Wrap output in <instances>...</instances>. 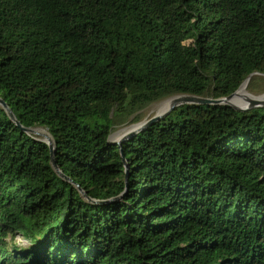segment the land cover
Returning <instances> with one entry per match:
<instances>
[{
    "label": "trees",
    "instance_id": "1",
    "mask_svg": "<svg viewBox=\"0 0 264 264\" xmlns=\"http://www.w3.org/2000/svg\"><path fill=\"white\" fill-rule=\"evenodd\" d=\"M253 73L264 0H0V101L63 176L0 105V264H264V107L186 103L110 140Z\"/></svg>",
    "mask_w": 264,
    "mask_h": 264
},
{
    "label": "rangeland",
    "instance_id": "2",
    "mask_svg": "<svg viewBox=\"0 0 264 264\" xmlns=\"http://www.w3.org/2000/svg\"><path fill=\"white\" fill-rule=\"evenodd\" d=\"M246 93L253 97H262L264 96V75L256 74L253 75L250 80L247 82L246 85ZM174 97H170L167 99H163L157 102H154L153 104L149 105L142 111H140L137 114L138 121L137 122H128L122 126L116 127L113 129L110 135V140L112 142L117 143L120 139H122L124 136L135 132L139 130L144 124H146L149 120L162 115L170 106L171 101ZM238 104L235 105L231 103L233 106L236 107H248L250 106L249 99L244 96H238L237 97ZM239 103L243 104L245 103L246 106H240ZM165 105L166 108H165ZM33 132L29 133L31 136L36 138L38 141L41 142H47V139L45 137V133L48 135L47 131L43 128H32ZM49 136V135H48ZM50 137V136H49ZM19 244L21 246H25L26 244L19 240Z\"/></svg>",
    "mask_w": 264,
    "mask_h": 264
},
{
    "label": "water",
    "instance_id": "3",
    "mask_svg": "<svg viewBox=\"0 0 264 264\" xmlns=\"http://www.w3.org/2000/svg\"><path fill=\"white\" fill-rule=\"evenodd\" d=\"M257 73H253V74H250L245 80L243 83L245 82H248L250 80V78L253 76V75H256ZM262 75V74H261ZM242 83V84H243ZM241 84V85H242ZM240 85V86H241ZM240 88V87H239ZM238 88V89H239ZM238 89L231 93L230 95H228L227 97L225 98H221V99H215V100H211V99H205V98H200V97H195V96H191V95H177V96H174L173 100L171 101V104L169 106V108L160 116H157L151 120H149L146 124H144L139 130H142L143 127L147 126L148 124H151L153 122H157L161 119H163L165 117V115L170 112L171 110H173L175 107L179 106V105H183V104H186V103H199L201 105H209V104H213V105H217V106H220V105H223V106H228V107H231L232 109L238 111V112H245L249 109H252V108H257V107H264V100H257V99H249V102H250V106L248 107H236V106H233L231 103H230V99H232L235 95H236V92L238 91ZM0 105L3 107V109H5L9 115V117L11 118V120L15 123L16 126H18L21 131L23 132H26V133H32L33 131L29 128H23L19 125V123L15 120V118L13 117V115L11 114V112L9 111V109L5 106V104L3 102L0 101ZM138 131V130H137ZM120 140L117 142V144H119ZM49 148V154H50V159H51V165L54 169V171L60 175L61 177H63L61 175V173L59 172V170L57 169L56 165L54 164V158H53V142L51 140V138L49 137V140H47V142H45ZM125 171L127 172V168H125ZM66 179V178H65ZM67 180V179H66ZM69 181V180H67Z\"/></svg>",
    "mask_w": 264,
    "mask_h": 264
},
{
    "label": "bare ground",
    "instance_id": "4",
    "mask_svg": "<svg viewBox=\"0 0 264 264\" xmlns=\"http://www.w3.org/2000/svg\"><path fill=\"white\" fill-rule=\"evenodd\" d=\"M246 85H247V82H245V83H243L241 86H240V88L238 89V91L236 92V95L232 98V99H230V103H233V104H236V103H238V100H237V97L238 96H244V97H246V98H248V99H257V100H264V96H262V97H253V96H250V95H248L247 93H246ZM166 106L167 105H165V108H166ZM45 137H46V139L47 140H49V136L45 133Z\"/></svg>",
    "mask_w": 264,
    "mask_h": 264
}]
</instances>
